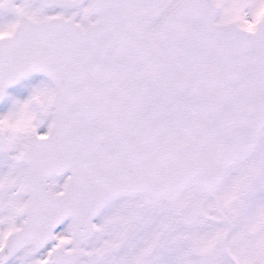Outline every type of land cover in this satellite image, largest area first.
<instances>
[{
  "label": "snow or ice",
  "instance_id": "obj_1",
  "mask_svg": "<svg viewBox=\"0 0 264 264\" xmlns=\"http://www.w3.org/2000/svg\"><path fill=\"white\" fill-rule=\"evenodd\" d=\"M0 264H264V0H0Z\"/></svg>",
  "mask_w": 264,
  "mask_h": 264
}]
</instances>
